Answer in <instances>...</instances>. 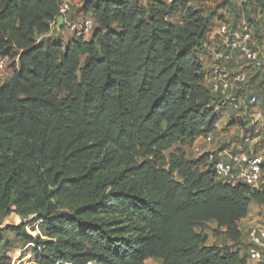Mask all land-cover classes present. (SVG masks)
I'll return each mask as SVG.
<instances>
[{
    "label": "trees",
    "instance_id": "obj_1",
    "mask_svg": "<svg viewBox=\"0 0 264 264\" xmlns=\"http://www.w3.org/2000/svg\"><path fill=\"white\" fill-rule=\"evenodd\" d=\"M249 1L264 13V0ZM155 2L84 0L91 36L63 44L37 40L61 14L58 0H0V57L14 48L18 58L0 83V213L13 206L47 219L54 241L37 250L38 264H246L195 228L214 220L238 240L237 221L264 192L217 182L206 156L169 155L182 183L162 166V150L220 118L199 60L211 17L187 0Z\"/></svg>",
    "mask_w": 264,
    "mask_h": 264
},
{
    "label": "built area",
    "instance_id": "obj_2",
    "mask_svg": "<svg viewBox=\"0 0 264 264\" xmlns=\"http://www.w3.org/2000/svg\"><path fill=\"white\" fill-rule=\"evenodd\" d=\"M92 27L88 16L75 33ZM214 28L200 49L199 60L214 109L224 118H219L223 124L203 136L205 145L218 140L216 148L197 157L206 156L217 182L264 192V44L252 24L243 19L220 20ZM246 234L247 255L256 264H264V223L249 225Z\"/></svg>",
    "mask_w": 264,
    "mask_h": 264
},
{
    "label": "rangeland",
    "instance_id": "obj_3",
    "mask_svg": "<svg viewBox=\"0 0 264 264\" xmlns=\"http://www.w3.org/2000/svg\"><path fill=\"white\" fill-rule=\"evenodd\" d=\"M84 0L71 1V0H58L60 7V12L64 16L63 27L58 29L55 27V23H50V31L46 34L38 35V41H45L51 39L53 41L61 40L63 44H66L70 39L73 38L74 32L79 29V25H82L83 19L90 16L89 14H83L82 3ZM155 0H139L142 4H151ZM163 1L164 3L169 2V0H156ZM150 2V3H149ZM155 2V3H156ZM187 6L197 12L198 15H210L209 27L206 33L205 41H209L210 36L214 31L216 23L220 20L227 19L229 22L241 21V19L248 21L252 24L257 36L264 41V13L259 8H257L254 3L249 0H187ZM182 12L174 13L168 18L169 23L172 25H178L182 21ZM115 29H119L117 25ZM85 38L91 36V30L84 32ZM14 48H11L7 55L0 57V83H4L12 77L13 70L17 63V56H12L15 53ZM214 107V101L210 102ZM224 118V117H223ZM220 118V119H223ZM223 120H219L218 123H222ZM221 124V125H222ZM223 126V125H222ZM204 134L202 136L195 138L190 141L187 139L185 143L174 144L169 149L162 150L163 157H165L166 164H163V168L169 171V155L173 152L185 155L187 159L196 161L198 155L201 153L209 152L216 148L218 140L209 145H205L203 140ZM219 138V137H218ZM160 155V156H161ZM158 156L154 159L153 156H148L147 159L151 160L158 166L163 163L162 158ZM141 161V160H140ZM139 161V162H140ZM198 168V171L203 170ZM206 168V167H205ZM172 178L182 183L183 178L176 171H169ZM65 211L67 214L70 212L67 209H57L56 213ZM255 223H264V204H259L253 200L250 201L247 214L244 218L237 221V229L240 231L241 237L238 240H233L225 233L223 228H220L214 220L206 221L202 226L196 227L195 231L197 234L207 237V243L209 245L214 244L220 247H227V249L232 251H238L239 255L246 259V264H256L249 255H246L247 250V234L246 229L249 225ZM48 221L43 217V214L32 213L30 215H23V217L17 213L16 207L9 208L7 213H0V256L2 261L8 264H38L37 250L43 251L47 245L48 241H54V239L49 238L46 235V225ZM21 226L19 232L20 234L24 231L26 234L30 235L33 239L39 241H44L46 244H39L38 242H29L28 239H23L18 236L13 231L11 227ZM144 264H162L163 260L155 256H147ZM57 264H73L68 261H59ZM86 264H103L96 260H91Z\"/></svg>",
    "mask_w": 264,
    "mask_h": 264
},
{
    "label": "water",
    "instance_id": "obj_4",
    "mask_svg": "<svg viewBox=\"0 0 264 264\" xmlns=\"http://www.w3.org/2000/svg\"><path fill=\"white\" fill-rule=\"evenodd\" d=\"M63 20H64L63 14L58 15L55 21V27L61 29L63 25Z\"/></svg>",
    "mask_w": 264,
    "mask_h": 264
}]
</instances>
